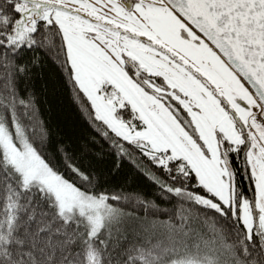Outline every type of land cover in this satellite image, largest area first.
<instances>
[{
  "label": "snow or ice",
  "instance_id": "6c2138e0",
  "mask_svg": "<svg viewBox=\"0 0 264 264\" xmlns=\"http://www.w3.org/2000/svg\"><path fill=\"white\" fill-rule=\"evenodd\" d=\"M0 264H264V0H0Z\"/></svg>",
  "mask_w": 264,
  "mask_h": 264
}]
</instances>
